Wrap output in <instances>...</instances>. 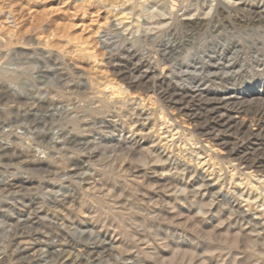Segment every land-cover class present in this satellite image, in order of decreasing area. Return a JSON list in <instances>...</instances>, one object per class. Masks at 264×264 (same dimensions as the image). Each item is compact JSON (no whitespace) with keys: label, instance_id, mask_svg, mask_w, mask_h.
Masks as SVG:
<instances>
[{"label":"rangeland","instance_id":"obj_1","mask_svg":"<svg viewBox=\"0 0 264 264\" xmlns=\"http://www.w3.org/2000/svg\"><path fill=\"white\" fill-rule=\"evenodd\" d=\"M92 1L86 6L83 0H0V247L6 242L11 251L19 245L13 256L18 264H29L24 257L34 253L39 255L30 264H60V260L73 264L74 253H83L76 264H100L113 260V250L119 255L114 264H254L252 258L263 259L264 132L238 136L216 122L224 114L221 117L228 116L234 125L240 116L238 107L264 109V95L247 94L253 90L248 85L264 83V76H242L241 65L232 59L237 48L224 43L216 47L210 42L187 61L177 58L191 49L195 34L205 27L212 35L221 30L217 18L227 16V9L215 8L212 24L206 25L193 16L196 7L189 5L207 13L210 0H189L183 10L177 8L180 15L173 13L169 24L161 15L166 10L161 0H146L135 8L142 10L138 17L142 13L145 17L137 20L134 9V15L122 11L131 4L117 8L113 0ZM238 6L249 13L256 10L250 13L254 17L264 16V0H241ZM188 16L200 23L198 29L187 27ZM238 19L232 18L238 28L249 27L237 24ZM246 35H237V44ZM168 87L192 94L197 101L163 98L161 91ZM199 101L215 105L216 120L196 116L203 109ZM254 127L250 130L256 132ZM69 132L78 139L73 141ZM88 147L101 150L94 154L96 159L105 153L111 157L105 165L118 160L115 167L126 170L128 184L119 181L120 191L138 203L139 217L151 216L160 224L159 239L140 235L135 226H126L125 234L104 228L99 233L103 243L85 244L76 237L78 232H97L102 227L89 218V209H81L84 216L73 210L80 208L83 193L75 183L62 179L88 171V157L81 155ZM38 148L43 155L37 154ZM145 148L154 162L148 168L131 165L128 161L137 159ZM62 156L68 157L67 172L60 168ZM129 184L135 195L125 190ZM185 188L196 190L195 201L175 194ZM148 208L161 212L152 216ZM25 230L35 231L29 235ZM65 239L68 242L61 243ZM154 246L160 249L153 257L146 255ZM227 247L232 253L225 254ZM57 252L65 255L57 260Z\"/></svg>","mask_w":264,"mask_h":264},{"label":"clouds","instance_id":"obj_2","mask_svg":"<svg viewBox=\"0 0 264 264\" xmlns=\"http://www.w3.org/2000/svg\"><path fill=\"white\" fill-rule=\"evenodd\" d=\"M103 2V0H102ZM146 0H123V2H117L113 7H124L128 4H132L133 8L140 7L144 4ZM162 3H165V13L161 15L168 18V23L172 24L173 20L171 19L173 13L176 16H179L177 8L183 10L186 5H189V0H161ZM241 0H210V7L208 8L207 13L201 12L200 8L196 5H189L190 7H196V11L193 13V16H199L201 19L206 21V25L212 24V17L215 16L214 9L217 7H225L228 11V15L223 19H219L221 25V30H216L215 35H212L208 31V28H204L203 33L195 34V38L191 41L192 47L189 51L184 52L182 56L177 57L178 59H184L187 61L189 55L199 56L201 51L204 49L205 45L210 42H214V46L219 47L221 43L227 44L229 48H237L236 54L232 57L233 60H236L237 63L241 65L242 76H247L251 73L253 76L260 75L264 76V16L254 17L248 11L246 7H239ZM233 17H239L237 24L248 25V28H238L236 24L232 23ZM145 18L142 13L138 19ZM167 27V25H165ZM247 33L244 39H241L239 44H237L235 37L237 35H242ZM202 58V57H201ZM259 65V67H257ZM183 75V74H182ZM235 75V73H233ZM249 88L253 89L248 92V95H264V83L257 82L255 84L248 85ZM99 131V129H98ZM101 151L97 147H88L86 153H81V155H87L88 162L87 168L88 171H79L77 177L65 175L62 179L70 180L80 188V192L83 193V198L80 201V208H73L74 211H79L81 216L85 215L84 211L81 209L85 208L87 204H91L89 209V218L96 221L98 225H102L99 231L97 232H78L76 237L80 239L81 243H103L100 240V231H103L104 228L110 227L109 217H112V224L118 225L117 230L123 228V217L127 215V212L131 209L127 208V200L133 199V197H125L124 193L120 191L119 181L124 180L128 184V176L125 171H122L121 168H116L113 161L111 164L105 165V161L111 159L106 153L101 155L98 159L94 158V154ZM125 151L130 152L131 149H125ZM38 155H43L44 153L41 150L37 149ZM127 159V157H125ZM67 160L68 157H62L60 160V168L62 171L67 172ZM131 165H141L145 168H148L151 162H154L151 151L147 148L141 149L137 159L128 161ZM179 161H176L178 163ZM132 171L135 170L133 167ZM85 176L90 177L88 181H84ZM83 183H88L89 188L84 189L82 187ZM97 184H100V187H96ZM132 190L133 195H135V190L131 189L129 184L128 189ZM159 190V189H158ZM167 191V189H165ZM177 196L184 194L186 197L191 196L192 201H195L197 192L195 189H177L175 190ZM125 200L124 205L116 204V201ZM210 207V205L206 206ZM119 217L115 214L120 210ZM12 229H9L11 232ZM27 234L31 235V231L35 230H25ZM23 234V233H22ZM5 241H7V235L5 236ZM65 239L61 243H67ZM20 251V246L17 245L16 248L9 251L8 245L5 242L3 247H0V264H18L16 260L13 259L16 252ZM116 250H113V260L108 262L101 261L100 264H114L115 259H119V255H114ZM39 254L34 253L31 257H24L25 260L29 261V264L32 259H35ZM65 255L62 252H57L56 259L59 260L60 256ZM75 260L73 264H76V260H79L83 253H74ZM7 257V260L4 257ZM67 258V256H65ZM85 259H87L85 257ZM45 264H54L53 261H47ZM60 264H63V261L60 260ZM90 264V262H89Z\"/></svg>","mask_w":264,"mask_h":264},{"label":"bare ground","instance_id":"obj_3","mask_svg":"<svg viewBox=\"0 0 264 264\" xmlns=\"http://www.w3.org/2000/svg\"><path fill=\"white\" fill-rule=\"evenodd\" d=\"M85 3H86V6H88V5H91L92 3H93V1L92 0H83ZM96 1V0H95ZM111 1V0H110ZM114 2H116V3H113L114 5L115 4H117V0H113ZM148 1V0H147ZM198 1V0H197ZM204 1V0H203ZM100 2H101V0H100ZM119 2H121V0H119ZM122 2H123V0H122ZM81 3H83V2H81ZM103 2H101V4H102ZM84 4V3H83ZM82 4V5H83ZM95 4V3H94ZM109 5V4H108ZM132 5V4H131ZM141 6V5H140ZM133 7V6H132ZM130 8V7H124L123 8V12H125L126 11V13L127 14H131L132 13V10L134 9V8ZM113 8V7H112ZM118 8V7H117ZM141 8V7H140ZM140 8H138V9H134L133 11V13L135 14V19L137 20L138 19V16H139V12H141L142 10H140ZM251 8V7H250ZM249 9V8H248ZM249 11H251V10H249ZM256 12V10H253V11H251L250 13H255ZM132 13V14H133ZM133 14V15H134ZM141 16V15H140ZM132 18V17H131ZM188 18H189V16H188ZM133 19H134V17H133ZM115 24V23H114ZM186 25H187V27H190V28H194V29H198V27H199V25H200V23L197 21V20H192V18H189L187 21H186V23H185ZM119 58V57H118ZM115 59V58H114ZM112 60V59H111ZM113 61V60H112ZM111 61V63H114V62H112ZM116 64V63H115ZM117 64H120V63H118L117 62ZM127 77V76H126ZM125 77V78H126ZM128 78V77H127ZM130 78V77H129ZM78 81H79V79H78ZM92 82V81H91ZM112 82V81H111ZM66 83V82H65ZM78 83V82H77ZM135 83V82H134ZM140 83H141V80H140ZM70 84V83H69ZM86 84V83H85ZM93 84V83H92ZM107 85V84H106ZM106 85H105V87H106ZM136 85H138V83H136ZM72 87V86H71ZM90 87V86H89ZM93 87V86H92ZM114 87V86H113ZM115 87H117V86H115ZM115 87L113 88V89H115ZM119 88H120V85L118 86ZM138 87V86H137ZM136 87V88H137ZM152 87V86H151ZM91 89V88H90ZM111 89H112V87H111ZM123 89V86H121V89H120V93H122L121 91H123L122 90ZM57 90V89H56ZM75 90V89H74ZM98 90V89H97ZM118 90V89H117ZM116 90V91H117ZM162 90V89H161ZM108 91V90H107ZM115 91V92H116ZM76 92H78V91H76ZM113 92V91H112ZM118 92V91H117ZM124 92V91H123ZM146 92V91H145ZM80 93V92H79ZM152 93V92H151ZM154 93V92H153ZM109 94V93H108ZM116 94V93H115ZM115 94H113L112 96H115L116 97V95ZM148 94V93H147ZM150 94V93H149ZM144 95V94H143ZM161 95H162V97L164 98V97H168V98H170V99H174V98H178V100L180 99L181 101L182 100H184V101H186V100H188V102L190 101V102H196L197 100H195L194 99V97H192V94H191V96L189 95V94H187V93H185L184 91H180V90H177V89H175V88H165V90H162L161 91ZM56 96V95H55ZM67 96V95H66ZM72 96V95H71ZM70 96V97H71ZM118 96V95H117ZM121 96H123V95H121ZM54 97V96H53ZM110 97V96H109ZM138 97H140V96H138ZM213 97V96H212ZM211 97V98H212ZM59 98V97H58ZM61 98V97H60ZM69 98V97H68ZM76 98V97H75ZM96 98V97H95ZM98 98V97H97ZM119 98V97H118ZM142 98V97H141ZM199 98V97H198ZM197 98V99H198ZM99 99V98H98ZM107 99H109L110 100V98H107ZM19 100V99H18ZM85 100H87V101H89V99H87V98H85ZM104 100V99H103ZM109 100H107V101H109ZM146 100V99H145ZM167 100V99H166ZM177 100V101H178ZM205 100V99H204ZM209 100V99H208ZM106 101V102H107ZM119 101V100H118ZM144 101V100H143ZM149 101V100H148ZM183 101V102H184ZM210 101H212V100H210ZM111 102V101H110ZM187 102V103H188ZM207 102V101H206ZM80 103V102H79ZM198 103V102H197ZM219 103V102H218ZM90 104H91V102H90ZM99 104V103H98ZM101 104V103H100ZM104 104V103H103ZM253 104V103H252ZM252 104H250V105H252ZM84 105V104H83ZM88 105H89V103H88ZM95 105H97V104H95ZM94 105V106H95ZM102 105V104H101ZM105 105V104H104ZM199 105H201V106H203V109H202V113H199V115H196L199 119H200V117H202V118H204V119H206V120H208V119H215L216 120V118H217V115H216V111H215V109H214V107H215V105H212V104H209V103H206V104H203V103H200V101H199ZM234 105V104H233ZM92 106V105H91ZM93 106V107H94ZM106 106H108V105H106ZM111 106V105H110ZM119 106H120V104H119ZM191 106V105H190ZM226 106V105H225ZM50 107V106H49ZM102 107V106H101ZM121 107V106H120ZM220 107V106H219ZM222 107V106H221ZM250 107V106H249ZM46 108V107H45ZM86 108V107H85ZM97 108V107H96ZM103 108V107H102ZM101 108V109H102ZM185 108V107H184ZM229 108V107H228ZM248 108V107H247ZM254 108V107H253ZM252 108V109H253ZM257 108V109H256ZM260 108V107H259ZM258 107H255L253 110H248V109H246V108H243V107H238V108H236L235 110H236V113H239L240 114V116H239V118H238V120H236L237 122H235V124L233 125L232 124V122H230V121H227V119L226 118H228V116L226 117V118H224V117H221V116H223L222 114H221V116L218 118V121L216 122L217 124H218V126H223V127H226L228 130H233L237 135L238 134H240V133H242V134H247L246 136H256V135H260L261 133H263L264 132V109L262 108H260L261 110H258L259 109ZM95 109V108H94ZM104 109H107V108H105L104 107ZM79 110V109H78ZM96 110V109H95ZM84 111V110H83ZM106 111V110H105ZM160 111V110H159ZM94 112H96V111H93V113ZM99 112V111H98ZM97 112V113H98ZM102 112H103V110H102ZM118 112V111H117ZM77 114V113H76ZM75 114V115H76ZM94 114H96V113H94ZM102 114V113H101ZM106 114V113H105ZM195 114V113H194ZM230 115V114H229ZM77 116V115H76ZM99 116V115H98ZM111 117V116H110ZM190 117H192V116H190ZM196 117V118H197ZM230 118V117H229ZM76 120V119H75ZM194 120V119H193ZM214 120V121H215ZM233 120V119H232ZM164 121V120H163ZM198 121V120H197ZM213 121V120H212ZM67 123V122H66ZM96 123H97V120H96ZM110 123V122H109ZM197 123V122H196ZM95 124V123H94ZM195 124V123H194ZM216 124V125H217ZM73 125V124H72ZM93 124H91V126H92ZM153 125V124H152ZM59 126V125H58ZM113 126V125H112ZM250 126H255L254 128H257L255 131L256 132H254V131H251L250 130ZM81 127V126H80ZM131 127V126H130ZM177 127V126H176ZM218 128V127H217ZM117 129V128H116ZM177 129V128H176ZM220 129V128H219ZM80 130V129H79ZM199 130V129H198ZM224 130V129H223ZM222 130V131H223ZM75 131H78V130H75ZM91 131V130H90ZM189 131H191V130H189ZM68 132V131H67ZM71 132V131H70ZM68 133V135L69 134H71V133ZM73 132V131H72ZM205 132V131H204ZM79 133V132H78ZM188 133V132H187ZM201 133V132H200ZM206 133H207V130H206ZM223 133V132H222ZM225 133V132H224ZM226 134H227V131H226ZM225 134V135H226ZM264 134V133H263ZM160 135V134H159ZM190 135V134H189ZM201 135V134H200ZM210 135V134H209ZM235 135V134H234ZM241 135V134H240ZM69 136H71V135H69ZM68 136V137H69ZM194 136V135H193ZM239 136V135H238ZM245 136V135H244ZM57 137H59V136H57ZM206 137H209V136H206ZM259 137V136H258ZM56 138V137H55ZM71 138L73 139V141H75V140H77L78 138H77V136L75 135V133H72V136H71ZM70 138V139H71ZM196 138V137H195ZM203 138V137H202ZM239 138V137H238ZM166 139V138H165ZM189 140V139H188ZM227 140V139H226ZM234 140V139H233ZM241 140H243V139H241ZM247 140H248V138H247ZM85 141V140H84ZM197 141H198V138H197ZM210 141V140H209ZM212 141V140H211ZM68 142V141H67ZM83 142V141H82ZM228 142H230V141H228ZM235 142V141H234ZM255 142V141H254ZM58 143H59V141H58ZM71 143V142H70ZM79 143H80V141H79ZM200 143V142H199ZM213 143V142H212ZM225 143V142H224ZM240 143V145H241V142H239ZM252 143V142H251ZM56 144V143H55ZM226 144V143H225ZM243 144H244V142H243ZM233 144H231V146H232ZM55 146V145H54ZM171 146V145H170ZM259 146V145H258ZM63 147V146H62ZM79 147V146H78ZM228 147V146H227ZM233 147V146H232ZM5 148V147H4ZM83 148V147H82ZM81 148V149H82ZM134 148V147H133ZM230 148V147H229ZM254 148V147H253ZM257 148H260V147H257ZM231 149V148H230ZM238 149V148H237ZM209 150V149H208ZM228 150V149H227ZM189 151V150H188ZM231 151H232V149H231ZM239 151V150H238ZM242 151V150H241ZM258 151V150H257ZM69 152V151H68ZM183 152V151H182ZM240 152V151H239ZM249 153H250V151H248ZM66 153V152H65ZM194 153V152H193ZM197 153V152H196ZM212 153V152H211ZM247 153V152H246ZM252 153V152H251ZM256 153V152H255ZM49 154V153H48ZM187 154V153H186ZM213 154V153H212ZM256 154H258V153H256ZM262 154V153H261ZM3 155H4V153H3ZM196 155V154H195ZM198 155V154H197ZM215 155V154H214ZM237 155V154H236ZM250 155H252V154H250ZM122 156V155H121ZM126 156V155H125ZM137 156V155H136ZM199 156V155H198ZM242 156V155H241ZM258 156V155H257ZM53 157V156H52ZM63 157V156H62ZM252 157H253V155H252ZM60 158V157H59ZM58 158V159H59ZM180 158V157H179ZM254 158H255V156H254ZM259 158V157H258ZM57 159V158H56ZM132 159V158H131ZM203 159H205V158H203ZM239 159H243L242 157H240ZM247 159V158H246ZM256 159V158H255ZM238 160V159H237ZM243 160H245V158L243 159ZM248 160V159H247ZM250 160V159H249ZM257 160V159H256ZM57 161V160H56ZM116 161H118V160H116ZM192 161V160H191ZM200 161V160H199ZM47 162V161H46ZM110 162V161H109ZM196 162V161H195ZM252 162V161H251ZM219 163V162H218ZM243 163V162H242ZM258 163L259 164H261V163H263L262 161H258ZM106 164H110V163H106ZM199 164V163H198ZM203 164V163H202ZM249 164V163H248ZM57 165V164H56ZM224 165H226V164H224ZM257 165V164H256ZM127 166V165H126ZM55 167V166H54ZM134 167V166H133ZM118 168V167H117ZM131 168V167H130ZM254 168V167H253ZM218 169V168H217ZM232 169V168H231ZM44 170V169H43ZM122 170V169H121ZM130 169H128V171H129ZM156 170V169H155ZM154 170V171H155ZM177 170V169H176ZM216 170V169H215ZM241 170V169H240ZM124 171V170H123ZM126 171V170H125ZM164 171V170H163ZM130 172V171H129ZM166 172V171H165ZM216 172V171H215ZM219 172V171H218ZM239 173V172H238ZM261 173H263V176H264V168H263V170L261 171ZM213 174V173H212ZM211 174V175H212ZM152 175H154V174H152ZM156 175V174H155ZM216 176H217V174H215ZM230 175V174H229ZM233 175V174H232ZM251 175H253V174H251ZM260 176H262V175H260ZM156 177V176H155ZM160 177V176H159ZM252 177V176H251ZM254 177V176H253ZM162 178V177H161ZM229 178V177H228ZM245 178V177H244ZM261 178V177H260ZM157 179V178H156ZM165 179V178H164ZM168 179V178H167ZM171 179V178H170ZM259 179V178H258ZM163 180V179H162ZM169 180V179H168ZM240 179H238V181H239ZM244 180V179H243ZM250 180V179H249ZM160 181V180H159ZM164 181H167V180H164ZM246 181V180H245ZM129 182H131V181H129ZM236 182V181H235ZM248 182V181H247ZM152 183V182H151ZM167 183V182H166ZM241 183V182H240ZM234 184V183H233ZM247 184V183H246ZM258 183H256L255 185H257ZM124 185V184H123ZM152 185V184H151ZM249 186V185H248ZM253 187V186H252ZM160 188V187H159ZM162 190V189H161ZM141 192V191H140ZM130 193V192H129ZM128 193V194H129ZM133 193V192H132ZM139 193V192H138ZM142 194V193H141ZM150 195V194H149ZM124 196L125 197H132L131 195H125L124 194ZM137 198H138V196H137ZM67 201V200H66ZM141 201H144V199L143 200H141ZM75 202V201H74ZM139 202V201H138ZM116 204H119V205H124L125 204V200L122 198L121 200H118V201H116ZM146 204V203H145ZM90 207H91V204L89 203V204H87L86 205V209L88 210V209H90ZM145 207V206H144ZM162 207V206H161ZM160 207V208H161ZM172 207H174L173 205H172ZM127 208L128 209H131L130 211H128L127 212V215L125 216V217H123V228L122 229H120V230H117V228H118V225H116V224H112V217H109V224L111 225V227H112V229H113V232L115 231V232H117L118 234H125V227L126 226H128V227H139V229H140V231L142 232L140 235H142V234H144V235H147V236H153L154 238L156 237V238H160V236H161V232H162V227L160 226V224H156L155 222H154V220L152 219V217L150 216V218H143L142 216L141 217H139V212H140V206H138V203L136 202V201H134V199H130V200H127ZM62 209V208H61ZM70 209V208H69ZM85 209V210H86ZM149 209V208H148ZM166 208H164V210H165ZM60 210V209H59ZM146 210V209H145ZM174 210V209H173ZM65 211V210H64ZM72 211V210H71ZM121 211H124V209H120L115 215L117 216V217H119V214H120V212ZM32 212V211H31ZM149 214L150 215H152V216H154V214H159L160 212H161V209H155V208H150L149 209ZM264 212V211H263ZM79 213V212H78ZM65 214V213H64ZM85 214H86V212H85ZM162 215V214H161ZM173 215V214H172ZM72 216V215H71ZM146 216V215H145ZM262 217V216H261ZM159 218H161V217H159ZM197 220V219H196ZM92 221V220H91ZM161 221H162V219H161ZM163 222V221H162ZM182 223V222H181ZM201 226V225H200ZM199 226V227H200ZM170 227V226H169ZM107 229V228H106ZM171 229H173V228H171ZM197 229V228H196ZM131 230V229H130ZM165 230V229H164ZM179 230V229H178ZM192 230V229H191ZM132 231H133V229H132ZM200 231V230H199ZM129 232V231H128ZM169 232V231H168ZM171 233H174V232H171ZM133 234V233H132ZM135 235H136V232L134 233ZM177 234V233H176ZM197 234V233H196ZM200 234V233H199ZM115 235H116V233H115ZM139 235V234H138ZM178 235V234H177ZM132 236V235H131ZM162 236H164L163 234H162ZM166 236V235H165ZM186 236V235H185ZM190 236V235H189ZM203 236V235H202ZM245 236V235H244ZM141 237V236H140ZM200 237V236H199ZM135 238V237H134ZM162 238H164L165 239V241H166V238L165 237H162ZM161 238V239H162ZM168 238V237H167ZM172 238V237H171ZM188 238V237H187ZM219 238V237H218ZM125 239H126V237H125ZM139 239H141V238H139ZM178 239V238H177ZM189 239V238H188ZM192 239V238H191ZM253 239V238H252ZM119 240V239H118ZM146 240V239H145ZM169 240H170V238H169ZM173 240V239H172ZM176 240V239H175ZM179 240H180V238H179ZM142 241H144V240H142ZM147 241V240H146ZM148 241H149V238H148ZM159 241V240H158ZM196 241V240H195ZM127 243H128V241H126ZM141 242V241H140ZM181 242V241H180ZM180 242L178 243V241H177V243H175V244H180ZM189 242V241H188ZM120 243V245H121V241L119 242ZM152 243V242H151ZM166 243H167V241H166ZM165 243V244H166ZM198 243V242H197ZM231 243V242H230ZM155 244V243H154ZM183 244V243H182ZM208 244V243H207ZM206 244V245H207ZM119 245V246H120ZM128 245V244H127ZM153 245V244H152ZM173 245V244H172ZM185 245H186V243H185ZM209 245V244H208ZM123 246H124V244H123ZM130 246V245H129ZM146 246V245H145ZM204 246V245H203ZM210 246V245H209ZM219 246V245H218ZM116 247V246H115ZM121 247H122V245H121ZM173 247V246H172ZM172 247L170 248V250L172 249ZM208 247V246H207ZM212 247V246H211ZM224 247V246H223ZM222 247V248H223ZM81 248H83V247H81ZM87 248V247H86ZM131 248V247H130ZM166 248V247H165ZM164 248V249H165ZM167 248L169 249V247H168V245H167ZM166 248V249H167ZM174 248H175V246H174ZM176 248H178V246L176 247ZM185 248H187V247H185ZM193 248H195V247H193ZM192 248V249H193ZM236 248V247H235ZM80 249V248H79ZM84 249H85V247H84ZM153 249H154V251L153 252H145L146 253V255H149V256H152L153 254H155L157 251H158V249H160V248H158V247H156V246H154L153 247ZM209 249H211V248H209ZM213 250H214V248H212ZM216 249V248H215ZM225 249V248H224ZM224 249H220V252L222 251V250H224ZM94 250V249H93ZM97 250V249H96ZM95 250V251H96ZM100 250V249H99ZM124 250H125V248H124ZM151 250V249H150ZM163 250V249H162ZM179 250V249H178ZM186 250V249H185ZM198 250V249H197ZM213 250H208V252L212 255L213 254V252L215 251H213ZM230 250H232V249H230ZM229 249H228V247H227V250L225 249V254H230V253H232V251H230ZM149 251V250H148ZM174 251V250H173ZM176 251H177V249H176ZM184 251V250H183ZM194 251V250H193ZM233 251H235L234 249H233ZM87 252H89V251H87ZM168 252V251H167ZM171 252V251H170ZM198 252V251H197ZM196 252V253H197ZM220 252L219 253H217V254H220ZM141 253V252H140ZM162 253V252H161ZM160 253V254H161ZM174 253V252H173ZM186 253V252H185ZM160 254H157L158 256L160 255ZM170 254V253H169ZM168 254V255H169ZM217 254H215V255H217ZM251 254V253H250ZM262 254V253H261ZM156 255V256H157ZM179 255H180V252H179ZM231 255H233V254H231ZM260 255V254H259ZM154 256V255H153ZM152 256V257H153ZM161 256V255H160ZM159 256V257H160ZM181 256V255H180ZM218 256V255H217ZM252 256V255H251ZM253 256H254V254H253ZM233 257V256H232ZM244 257V256H243ZM256 257V256H255ZM157 258V257H156ZM218 258V257H217ZM242 258V257H241ZM252 258V257H251ZM260 258V259H259ZM162 259V258H161ZM210 259V258H209ZM246 259V258H245ZM249 259V258H248ZM180 260H181V258H180ZM221 260H223V259H221ZM217 261V260H216ZM232 261V260H231ZM251 261H255V263L254 264H264V258L263 259H261V257H258V258H252L251 259ZM237 262V261H236ZM210 263V262H209ZM239 263H240V260H239ZM241 264V263H240ZM253 264V263H252Z\"/></svg>","mask_w":264,"mask_h":264}]
</instances>
